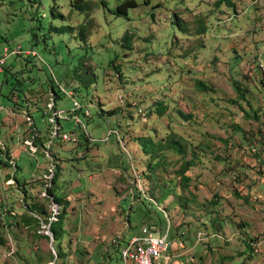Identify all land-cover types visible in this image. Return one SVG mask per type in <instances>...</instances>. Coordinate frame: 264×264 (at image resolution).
<instances>
[{
	"label": "rangeland",
	"instance_id": "obj_1",
	"mask_svg": "<svg viewBox=\"0 0 264 264\" xmlns=\"http://www.w3.org/2000/svg\"><path fill=\"white\" fill-rule=\"evenodd\" d=\"M125 1L0 0V54H37L0 73V203L41 224L0 225V264H123L113 240L150 209L161 264H264V0ZM61 212L53 243L41 219Z\"/></svg>",
	"mask_w": 264,
	"mask_h": 264
},
{
	"label": "trees",
	"instance_id": "obj_2",
	"mask_svg": "<svg viewBox=\"0 0 264 264\" xmlns=\"http://www.w3.org/2000/svg\"><path fill=\"white\" fill-rule=\"evenodd\" d=\"M223 1H228L227 3H228V5H230V0H218L215 4H217V5H219L220 3H222ZM137 6V4H136V2H134V1H125L123 4H121L120 6H118L117 7V10H116V13L117 14H119V15H126V9H128V8H132V7H136ZM77 8H79V9H83V7L82 6H77ZM206 31V28L204 27V26H202V28H201V34H203L204 32ZM122 40H123V42H124V45H123V47H130V46H128L127 45V37L126 36H124L123 38H122ZM126 45V46H125ZM21 48V47H20ZM17 49V48H16ZM16 49H13L12 51H10L8 54H7V57L8 56H11V55H13V56H22V57H24V58H26V59H28V58H32V59H35L36 58V55L37 54H34V52L33 51H30V50H23L22 48H21V52L20 53H13V51L14 50H16ZM0 57H2V55L0 54ZM6 62H7V58H6ZM7 71V68H6V63H5V65H4V68H3V72H0V73H5ZM60 88V86L58 85V89ZM51 89H52V92H53V98H52V103H53V106H54V100H55V97H56V91H55V89L53 88V87H51ZM62 89V88H61ZM63 91H62V93H65V91H64V89H62ZM59 91V90H58ZM70 94V95H69ZM68 96H71V93H68ZM78 104V103H77ZM79 105V104H78ZM79 109H81V106L79 105ZM161 111V110H160ZM159 111V112H160ZM162 113V112H161ZM28 116H30L29 115V113H28ZM84 116H85V114H84ZM182 117H185V116H182ZM30 118V117H29ZM59 125V124H58ZM59 131H58V129L56 130V134L54 135V136H58L59 134ZM162 143H164V142H162ZM162 143H160L161 145L159 146V148H162V146H165V148L167 147V148H171V149H175V150H177L179 153H183L184 152V149H185V146H183V144H182V141H180L179 139H170V140H167L166 141V143L165 144H162ZM145 147V146H144ZM146 148V147H145ZM147 149V148H146ZM148 149L147 150H145V152H146V154L148 153ZM149 153H151L150 151H149ZM8 161H4V160H0V165L2 164V165H7V166H9V164H6ZM192 166V164H191V162H187L183 167H182V169H181V171L179 172L180 173V175H181V179L185 182V187H187V188H189L188 187V184H189V182H190V178L188 177V176H186L185 174H186V172L190 169V167ZM1 167V166H0ZM56 168V167H55ZM58 169V168H57ZM56 169V170H57ZM56 170L55 169H53V173H54V171H55V175H56ZM54 177H55V179H54ZM53 180L55 181L56 180V176H53ZM16 181V180H15ZM53 181V182H54ZM16 183H18V184H20L18 181H16ZM27 183V182H26ZM25 183V184H26ZM47 191V193H49V197H51L52 199H54V201L57 203V204H59L60 205V208L62 207V205L63 204H61V199H59V198H57V197H55L53 194H52V191L50 190H46ZM24 199H25V197H24ZM150 204L151 205V207L152 206H156L157 207V209H158V202L157 201H155V199H153V198H150V199H148V200H145L144 201V204ZM149 207V206H148ZM147 207V208H148ZM36 209H37V211H36ZM149 209H150V207H149ZM22 210H23V212H21V214L20 213H18V212H15V211H13V208L11 209V206H5L4 204H2V202L0 203V225L2 226V228L3 229H6V231L8 232V229H12V230H17V228L16 227H14V226H16V225H19V223H21L25 228H40V220L37 218V216H39V213H40V208H38V207H36L35 205H32V207L30 206V205H24V206H22ZM34 211H36V212H34ZM64 212V211H63ZM63 215H64V213H59V214H56V216H55V218H56V220H54V221H49L48 219H41L42 221H43V223H45V224H49V227H48V232L51 234V237L53 238V243H55V242H59L60 240H61V238H63V233H61V231H62V224H63ZM129 218V217H128ZM9 219V220H8ZM166 219H167V217H166ZM142 220L144 221V225L143 226H149V225H157L158 227H159V229H160V231H161V234H164L163 232V229L156 223L157 221H155V216H154V213L152 212V209H150V211H148V213L147 214H143L142 215ZM130 221V220H129ZM169 224H168V226H167V228L169 227V229L171 228V226H172V222L170 221V222H168ZM142 226V227H143ZM141 227V228H142ZM166 228V229H167ZM5 230H3L2 232H1V230H0V244L3 246V248H6V251L8 252L7 254H9L10 255V253H12L13 251H12V249L9 247V244H8V242L6 241V238H4V236L2 235V233L3 232H5V233H7ZM140 234H142V230L140 229L139 231H138V234L136 235V236H138V235H140ZM38 235H40V234H38ZM38 237H41V236H38ZM42 237H44V238H47V239H50V237L48 236V235H43ZM135 236H131V238L128 240V239H126V241L124 242L123 240L124 239H122V238H115L114 240H113V242L117 245L116 246V250H118L117 249V247L119 248V254H116L117 256L119 255H121V251H122V249L125 247V245L126 244H128L129 243V241L132 239V238H134ZM167 237H168V241L170 242V244H171V248H170V250L172 249V247H173V244H172V242L169 240V233H168V235H167ZM115 246V245H114ZM54 250H55V252H56V257L58 258V259H61L62 257H63V254H62V251L60 250V249H57V248H54ZM170 250H169V252H170ZM168 252V253H169ZM12 255V254H11ZM111 255V254H110ZM53 258H55V255L53 256V254H49V259H50V262L53 260ZM121 259V258H120Z\"/></svg>",
	"mask_w": 264,
	"mask_h": 264
},
{
	"label": "built area",
	"instance_id": "obj_3",
	"mask_svg": "<svg viewBox=\"0 0 264 264\" xmlns=\"http://www.w3.org/2000/svg\"><path fill=\"white\" fill-rule=\"evenodd\" d=\"M10 51H5V54L0 57V72H3L4 65L6 63L7 54ZM21 48L18 47L13 53H20ZM61 91H63L61 89ZM70 95V94H69ZM77 103L73 104V110L79 109ZM84 114L89 115L88 111H85ZM62 112L54 111L53 117L61 119ZM66 118V117H65ZM52 121L55 123V126H58L57 121ZM78 120V118H76ZM76 138V137H74ZM62 139L70 140L66 135H62ZM73 140V139H72ZM6 160V159H5ZM7 161V160H6ZM1 170V169H0ZM168 234H161V231H157L154 227L144 226L142 229V234L132 238L128 244L121 251V257L124 264H161L164 259L168 258V252L171 248V244L168 241ZM202 236V235H201Z\"/></svg>",
	"mask_w": 264,
	"mask_h": 264
},
{
	"label": "bare ground",
	"instance_id": "obj_4",
	"mask_svg": "<svg viewBox=\"0 0 264 264\" xmlns=\"http://www.w3.org/2000/svg\"><path fill=\"white\" fill-rule=\"evenodd\" d=\"M55 134H56V130H54V135H55ZM29 142L32 143L31 141H29ZM143 228H144V227H143ZM143 228H142V229H143ZM142 229H141V230H142ZM156 230L159 231L160 229H156ZM120 258H121V261H122V263H123V260H122L121 255H120ZM123 264H124V263H123Z\"/></svg>",
	"mask_w": 264,
	"mask_h": 264
},
{
	"label": "crops",
	"instance_id": "obj_5",
	"mask_svg": "<svg viewBox=\"0 0 264 264\" xmlns=\"http://www.w3.org/2000/svg\"><path fill=\"white\" fill-rule=\"evenodd\" d=\"M11 112H12V110H10ZM11 114V113H10ZM33 124V123H32ZM32 126H34V125H32Z\"/></svg>",
	"mask_w": 264,
	"mask_h": 264
},
{
	"label": "water",
	"instance_id": "obj_6",
	"mask_svg": "<svg viewBox=\"0 0 264 264\" xmlns=\"http://www.w3.org/2000/svg\"><path fill=\"white\" fill-rule=\"evenodd\" d=\"M51 241H53V238L51 237Z\"/></svg>",
	"mask_w": 264,
	"mask_h": 264
}]
</instances>
